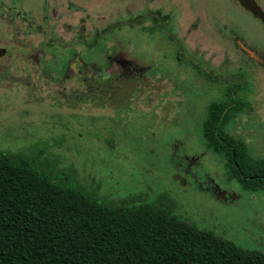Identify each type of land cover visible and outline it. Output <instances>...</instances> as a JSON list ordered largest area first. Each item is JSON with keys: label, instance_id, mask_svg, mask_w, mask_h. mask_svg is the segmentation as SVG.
Wrapping results in <instances>:
<instances>
[{"label": "rangeland", "instance_id": "1", "mask_svg": "<svg viewBox=\"0 0 264 264\" xmlns=\"http://www.w3.org/2000/svg\"><path fill=\"white\" fill-rule=\"evenodd\" d=\"M94 1L78 13L80 31L112 27L110 34L96 39L89 54L71 46L72 39L50 44L46 52L54 58L45 60L54 70L47 78L38 62L33 76L27 68L45 39H0L7 49L0 59V153L19 154L53 178L77 181L107 203L159 198L198 229L264 252V192L243 190L229 178L202 137L208 105L236 86L250 109L227 130L251 156L264 155V69L243 55L228 30L237 29L246 47L262 54V23L236 0ZM256 1L264 11V0ZM172 39L187 59L176 58ZM134 64L140 82L122 75ZM28 77L35 80L32 90ZM82 78L94 90L90 101L74 100L77 86L86 84Z\"/></svg>", "mask_w": 264, "mask_h": 264}, {"label": "trees", "instance_id": "2", "mask_svg": "<svg viewBox=\"0 0 264 264\" xmlns=\"http://www.w3.org/2000/svg\"><path fill=\"white\" fill-rule=\"evenodd\" d=\"M228 30L251 60L243 36ZM251 51L264 56L263 50ZM235 87L208 105L202 137L229 178L243 190L264 192V155L251 156L247 144L227 130L250 109ZM64 180L38 171L19 154L0 153V264H264V252L198 229L159 198L107 203L77 181Z\"/></svg>", "mask_w": 264, "mask_h": 264}, {"label": "flooded vegetation", "instance_id": "3", "mask_svg": "<svg viewBox=\"0 0 264 264\" xmlns=\"http://www.w3.org/2000/svg\"><path fill=\"white\" fill-rule=\"evenodd\" d=\"M94 5V0H12V3H0V39H45L46 42H48L45 47L41 46L38 52L33 53V55L38 56V58L33 57L32 54L27 58V68L30 72L28 76H33L31 73L33 66L38 62L36 66L42 68L41 72L45 74V78H47L50 74H48V72H53L52 70H54L50 67V65H52L50 61L47 62L45 60L47 56L54 58V54L50 53L48 55L46 52L50 44L52 45L55 42L63 43L65 39H72L71 46L77 49L78 45H81L83 49H87V54H89L96 39H105L106 36L110 34L112 27H105L103 30L96 31L93 26L87 33L80 31V23L79 20H77L79 11L88 10L90 7L93 8ZM63 18L71 20L66 22L63 21ZM74 19L76 20L75 22ZM126 23H128V21ZM175 41L176 40L172 39L171 46L176 50L175 53L178 55L175 54L176 58L180 60V56L184 57V55H186L187 59L188 54L181 53V47L179 46L180 41ZM186 48L188 49L184 44L183 50H186ZM6 52V47L0 46V59L4 58ZM151 54L154 55L153 53ZM128 55L127 53L126 60L130 57ZM186 59L184 61L185 64L187 62L189 63V60L187 61ZM108 61H111L110 57H108ZM55 73L58 74V71H55ZM82 73L87 76V72ZM140 73L141 72L135 68L134 64L132 70L128 74L122 75L127 78L128 81L134 79V81L140 82V80H138V78H141ZM59 75L58 84L62 85L65 81V75L63 72L59 73ZM82 79L86 84H80L83 85L85 90H82L80 88L81 86L78 85L76 88L77 98L74 100L90 101L94 98V90H92V85L89 84L90 82L87 79ZM26 82L29 85L27 86L32 90L31 85L35 84V80L28 77ZM139 82L132 85L136 86ZM29 95L32 96V93L29 92Z\"/></svg>", "mask_w": 264, "mask_h": 264}, {"label": "water", "instance_id": "4", "mask_svg": "<svg viewBox=\"0 0 264 264\" xmlns=\"http://www.w3.org/2000/svg\"><path fill=\"white\" fill-rule=\"evenodd\" d=\"M236 1L242 8H244L252 16L257 18L264 26V11L259 6L256 0L254 3H248L247 0H245V2H241V0H236ZM246 53L248 54L251 60H253L258 66L264 69V56L257 55L253 53L251 50H246Z\"/></svg>", "mask_w": 264, "mask_h": 264}, {"label": "snow or ice", "instance_id": "5", "mask_svg": "<svg viewBox=\"0 0 264 264\" xmlns=\"http://www.w3.org/2000/svg\"><path fill=\"white\" fill-rule=\"evenodd\" d=\"M241 2H245V0H241ZM248 3H254L255 0H247Z\"/></svg>", "mask_w": 264, "mask_h": 264}]
</instances>
